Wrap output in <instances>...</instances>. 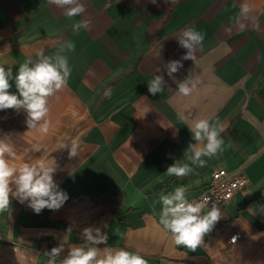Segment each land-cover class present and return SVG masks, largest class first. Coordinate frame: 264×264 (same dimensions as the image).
I'll return each mask as SVG.
<instances>
[{"label":"crops","instance_id":"crops-1","mask_svg":"<svg viewBox=\"0 0 264 264\" xmlns=\"http://www.w3.org/2000/svg\"><path fill=\"white\" fill-rule=\"evenodd\" d=\"M80 2L86 12L69 20L48 0H0V65L14 75L38 51L50 56L75 43L74 52L63 53L72 73L49 98L46 135L27 128L23 110L0 111V137L11 138L13 163L44 159L69 195L59 210L39 214L10 198L9 211L0 213V264H46L43 253L67 236L63 259L84 243L89 226L108 236L97 247L125 248L148 264H264V0ZM244 4L251 12L239 18L240 30ZM81 19L90 26L74 33L71 24ZM187 29L205 33L203 50L195 63L182 61L173 80L163 65L186 52L178 37ZM154 75L166 81L155 96L148 92ZM186 78L195 89L183 96L177 85ZM202 118L220 121L223 151L202 157L206 165L188 176H168L167 166L184 160L194 143L188 125ZM72 141L78 155L69 158L59 146ZM218 169H242L249 183L220 206L222 218L195 251L175 245L153 202L181 185L188 199L198 197Z\"/></svg>","mask_w":264,"mask_h":264},{"label":"clouds","instance_id":"clouds-1","mask_svg":"<svg viewBox=\"0 0 264 264\" xmlns=\"http://www.w3.org/2000/svg\"><path fill=\"white\" fill-rule=\"evenodd\" d=\"M50 4L64 9V15L69 20L80 17L86 12V7L80 0H48ZM155 2V0H153ZM251 12L248 4L240 8L238 14V26L245 29L244 23H239L240 17H247ZM89 20H77L71 24L74 33L82 29H88ZM259 29V25H254ZM230 31V29H228ZM205 33L187 29L178 37V44L186 52L176 60H170L163 65V70L169 78L175 79L174 74L183 68L182 61L197 60V51L203 50ZM75 43L67 41L59 46L53 55H45L43 50L36 53L35 59L27 58L19 64L13 74L11 67L5 68L0 65V111L13 109L17 112L23 110L26 113L25 123L29 130H38L47 134L51 121L49 117V98L62 90L69 81L72 69L65 52H74ZM162 69L157 67L155 72ZM15 85V92L10 91ZM166 81L164 75H154L148 81V92L155 96L164 91ZM178 93L183 96L190 95L195 89V84L184 79L177 85ZM110 94V93H106ZM182 121L187 117L180 116ZM194 143H189L184 155L185 159L174 160L167 166L165 174L182 178L194 172V167H204L206 161L202 157L211 158L223 151L224 140L221 133L224 131L219 120L197 119L188 125ZM78 143L72 141L71 145L62 143L59 149H68L69 158L78 155ZM35 151L41 148L36 146ZM16 159L14 145L8 135L0 137V213L9 211L11 199L15 198L21 204L27 202L34 213L39 214L44 209L59 210L69 199L66 191L60 189L53 175L56 167L47 163L44 159L34 162H23L17 166L13 161ZM187 188L177 186L174 191L159 194L158 200L153 202V208L161 205L159 223L171 234L173 242L177 246H184L190 250L200 246L204 237L210 233L222 218L220 207L217 202L210 204V197L203 196L200 201H190L187 198ZM264 211V209H261ZM71 228L67 233L71 234ZM81 236L84 240L82 245H73L63 259H60L64 251L65 241L58 246L47 250L43 255L47 258L46 264H148L141 254L129 251L125 248L103 249L97 245H107L108 236L98 227H85ZM237 240L232 237V243Z\"/></svg>","mask_w":264,"mask_h":264},{"label":"built area","instance_id":"built-area-1","mask_svg":"<svg viewBox=\"0 0 264 264\" xmlns=\"http://www.w3.org/2000/svg\"><path fill=\"white\" fill-rule=\"evenodd\" d=\"M249 183V179L242 169H235L233 171L215 170L211 174V179L208 185L204 188L201 194L190 201H200L203 196H209L211 202H217L218 207L232 200L237 192L245 188ZM238 238V235H234ZM233 237V236H232ZM232 237L229 243L232 244Z\"/></svg>","mask_w":264,"mask_h":264}]
</instances>
